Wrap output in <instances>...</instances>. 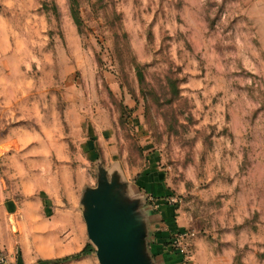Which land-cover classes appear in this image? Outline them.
<instances>
[{"label": "rangeland", "instance_id": "rangeland-1", "mask_svg": "<svg viewBox=\"0 0 264 264\" xmlns=\"http://www.w3.org/2000/svg\"><path fill=\"white\" fill-rule=\"evenodd\" d=\"M76 7L0 0L1 125L45 123L82 195L169 199L188 264H264V0Z\"/></svg>", "mask_w": 264, "mask_h": 264}, {"label": "crops", "instance_id": "crops-1", "mask_svg": "<svg viewBox=\"0 0 264 264\" xmlns=\"http://www.w3.org/2000/svg\"><path fill=\"white\" fill-rule=\"evenodd\" d=\"M51 140L45 123H0V264H45L84 248L82 178L67 164V150L53 152ZM170 205L169 199L141 200L156 264H181L171 242L183 228Z\"/></svg>", "mask_w": 264, "mask_h": 264}, {"label": "water", "instance_id": "water-1", "mask_svg": "<svg viewBox=\"0 0 264 264\" xmlns=\"http://www.w3.org/2000/svg\"><path fill=\"white\" fill-rule=\"evenodd\" d=\"M87 234L100 264H156L148 250L146 217L141 200L126 186L101 179L82 196Z\"/></svg>", "mask_w": 264, "mask_h": 264}, {"label": "trees", "instance_id": "trees-1", "mask_svg": "<svg viewBox=\"0 0 264 264\" xmlns=\"http://www.w3.org/2000/svg\"><path fill=\"white\" fill-rule=\"evenodd\" d=\"M70 5H71L72 17H73L77 27L80 30V28L82 26V20H81L79 11L76 7L77 0H70ZM139 76L142 79V74L140 71H139ZM94 250H95L94 246L92 244L88 243L81 251L74 253V254H71V255L64 256L62 258L55 259L52 262L54 264H65V263L71 262L73 260H79L81 258H84V257L90 255Z\"/></svg>", "mask_w": 264, "mask_h": 264}, {"label": "built area", "instance_id": "built-area-1", "mask_svg": "<svg viewBox=\"0 0 264 264\" xmlns=\"http://www.w3.org/2000/svg\"><path fill=\"white\" fill-rule=\"evenodd\" d=\"M187 232L185 231H180L179 233H177L171 244L174 247V249L177 251V253L180 255L181 258V264H188L187 263V255H186V251H185V247L183 246L184 241L186 240L187 237ZM3 261V259H2Z\"/></svg>", "mask_w": 264, "mask_h": 264}]
</instances>
